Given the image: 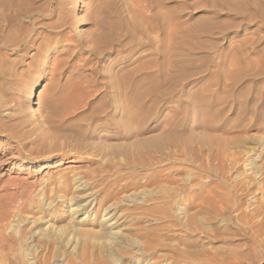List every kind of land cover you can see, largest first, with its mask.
<instances>
[{"label":"rangeland","instance_id":"1","mask_svg":"<svg viewBox=\"0 0 264 264\" xmlns=\"http://www.w3.org/2000/svg\"><path fill=\"white\" fill-rule=\"evenodd\" d=\"M0 264H264V0H0Z\"/></svg>","mask_w":264,"mask_h":264},{"label":"bare ground","instance_id":"2","mask_svg":"<svg viewBox=\"0 0 264 264\" xmlns=\"http://www.w3.org/2000/svg\"><path fill=\"white\" fill-rule=\"evenodd\" d=\"M157 12V11H156ZM155 13V12H154ZM32 104H34V101H32ZM30 107L32 108V106L30 105ZM261 138V137H260ZM236 160V159H235ZM141 171V170H140ZM134 174V173H133ZM131 176V175H130ZM161 176V175H160ZM153 177V176H152ZM118 183V182H117ZM80 186V185H79ZM117 188V187H116ZM79 189V188H78ZM80 206L79 207H75V208H72L71 211L74 213L78 210H80ZM111 210V209H110ZM110 210L108 209L107 212H106V217L104 218L106 221L104 223L105 227H107V233L108 234H113L114 232L112 231V229L114 228V225L116 224L118 218L116 217L114 219V215L113 213L109 214ZM115 214V213H114ZM111 219H114L113 221H111L110 223H108V221H110ZM105 233V232H103ZM115 234V233H114ZM105 235V234H104ZM116 235V234H115ZM108 236V235H107ZM111 236V235H110ZM115 238V237H114Z\"/></svg>","mask_w":264,"mask_h":264}]
</instances>
